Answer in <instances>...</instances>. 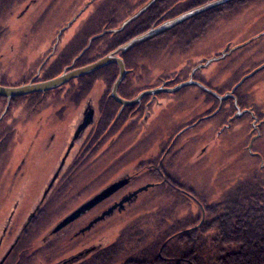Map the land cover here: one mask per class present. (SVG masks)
<instances>
[{
  "label": "rangeland",
  "instance_id": "rangeland-1",
  "mask_svg": "<svg viewBox=\"0 0 264 264\" xmlns=\"http://www.w3.org/2000/svg\"><path fill=\"white\" fill-rule=\"evenodd\" d=\"M31 1L4 0L3 2L0 0V80L7 86H18L32 80L34 75L31 76V71L35 70V64L39 63L42 56L51 54L49 51L56 43L59 30L69 23H71V27L59 40L62 45L79 32L83 34L82 27H84L86 18L104 20L106 14L116 12L115 23L108 27L118 28L123 21L140 11L137 7L139 2L145 1L147 3L144 6H148L149 1L152 0H40L39 3L30 6L28 11H24L25 6ZM247 2L243 4L244 6L234 5L224 8L221 13L213 16L203 29L195 25L193 31L195 37L182 44L184 48L182 51L178 47L169 52L163 50L162 46L171 41L174 36L167 37L168 41L162 45L160 41L154 47L146 48L147 51H141L140 53L143 54L136 57L135 62L137 71L142 74L143 79L139 83L137 82L139 74L129 78L132 82V89L140 91L146 85L150 87L155 84L154 80L162 73L172 74L186 70V75L183 76L186 77L195 65H205L206 60H211L212 63L208 65L206 63L205 69L199 73L200 77L209 78L208 86L218 91L220 95H225L227 91L230 92L234 87H237L240 81L246 79V82L238 87L241 96L249 95V98H242L243 105L246 106L245 109L251 106L256 113L264 114V0H249ZM150 6L152 4L148 8ZM105 30L109 29H103V31ZM80 39L83 42L79 43ZM85 40L84 34L77 37L78 42L75 47L80 45L81 49ZM177 40L180 42L182 38L178 37ZM168 46L170 48V45ZM231 52L233 53L230 54ZM74 55L75 53L70 55L69 60ZM141 65L144 67L142 68ZM258 68L259 70L256 71ZM211 78L214 80H210ZM114 80L115 77L111 81L112 85ZM102 81V79H97L88 90L89 95L97 100H100L111 87L110 84L104 85ZM86 90L82 92L86 93ZM234 96L236 95L234 94ZM80 97H82L81 94ZM55 100L50 97L44 98L42 108H44V103L53 105ZM215 102L208 95H204L202 92L200 94L193 89H185L184 92L171 98H164V106L157 110L156 124H161V127H157L156 138L152 142L145 141V143H149L142 149H138L137 142L142 139V136H136L135 128L125 137L122 136L111 151L105 154L100 152V160H93L96 182L91 184V190H98L112 181V178L120 173V166L125 161L129 167L136 159H143L156 151L160 153L162 149L167 150L168 141L175 135L177 127L197 110L201 109L205 115L206 107H210ZM24 104H27L25 98L14 100L11 103L12 115L18 116L24 109ZM5 105L6 102L0 100V113L4 110ZM226 107L225 104L224 108L226 109ZM235 109L236 112L243 110L237 107ZM50 111L51 109L48 110V112ZM248 111L250 113L249 116L247 115L249 120L244 119L247 117L244 116L240 120L231 119L227 123V115L223 114L222 110L216 117L200 124L196 129L186 132L184 140L186 138L190 140L183 141L187 142L185 147L182 146L183 142L177 141L173 148L182 147V149L178 150L176 157L169 162L168 167L166 166L168 170L165 171L170 176L172 186L177 190L148 189L138 197L135 207L128 209L125 214L117 216L110 222L115 225L117 236L115 234L107 240L111 242L118 238L119 247L122 250L125 249L126 254L132 255L129 256V259L140 258L139 253L141 251L148 252L147 247L150 248V251L157 253L165 240L177 234L179 230L187 229L185 226L193 225L194 222L191 224L192 219L200 215L196 203H193V199L188 198L185 193L191 194L201 201L203 206H206L220 201L221 196L224 195L223 192L231 190L236 184L253 178L254 172L260 169L259 161L264 162V127L263 136L253 149L259 154L257 159L251 157L250 152H244V148L248 144L245 136L249 135L250 128L256 130L257 125L259 126L263 119L254 120L251 115L252 110L248 109ZM210 112L215 111L210 109L207 113L210 114ZM17 119L22 121L19 117ZM35 120V116L31 117L28 126L33 125ZM7 122L9 125V120ZM53 122L54 119L46 122L47 127ZM25 126L24 122H18L16 128L12 126L10 129L12 135L7 140V147H0V171L9 158L15 167L23 165L20 164V161L23 159V151L27 146L23 137L30 133L28 132L29 128L27 127L26 130ZM63 126L56 135V142L48 150H45L46 139L49 135L47 129L41 133L45 135L41 141L29 143V148H27L29 154L25 156L29 160V163L25 165L29 175L26 173L24 177H17L12 182L10 178H6L5 173H0V228L3 226L5 216L19 197H15V194L9 195V184L14 187L18 185L13 190L18 189L16 193L19 194L22 190L24 192L27 186L26 194L29 199L28 188L32 190L43 188L46 179L43 170L51 169L52 165L56 166L58 155L63 152L66 138L72 129L69 124ZM150 132L152 133L153 130ZM31 133L29 135H32ZM256 136H259L258 133ZM58 151L60 152L57 153ZM108 164H113L111 169L107 168ZM92 172L93 170H86L81 175L80 183L73 186V190H80L83 193L81 198H84L88 193L85 192L87 187L84 186ZM259 172L263 173V171ZM158 181V178L153 180L145 178L139 185L142 187L146 183ZM72 204L68 205V201H66L60 205V208L67 205L70 208ZM21 205L27 208V206ZM203 215L205 216V211H203ZM57 218L52 217L51 222ZM1 250L3 251V247ZM61 251L63 249L57 250L56 254H60ZM152 252L151 254L154 253ZM119 255L125 256L123 251ZM58 258V256L55 257V259ZM41 260L29 258L27 262L28 264H40ZM122 260L124 259L121 258Z\"/></svg>",
  "mask_w": 264,
  "mask_h": 264
},
{
  "label": "flooded vegetation",
  "instance_id": "flooded-vegetation-1",
  "mask_svg": "<svg viewBox=\"0 0 264 264\" xmlns=\"http://www.w3.org/2000/svg\"><path fill=\"white\" fill-rule=\"evenodd\" d=\"M39 1L32 0L25 6L24 11H28L30 6H34ZM213 1L216 0H158L152 3V6L142 11L136 19L127 22L123 29H121V25L129 18L123 21L118 28L111 29L108 27L115 23L116 12L106 14L104 20L99 17H97L99 19L92 18L90 20L86 18L84 21L87 22L88 20V22H85L86 24L84 23V27H82L86 42L82 45L81 49L79 47L80 45L75 47V44L78 42L77 37L83 35L80 32L74 35L73 38L71 37L66 44L62 45L59 42L61 36L71 27V23L59 30L55 41L56 43L53 44L49 51L51 54L40 58L39 63L35 64V70H30L31 76L34 75L33 78L31 77L32 80L23 82L22 84L29 82L43 83V81L51 80L62 75L64 72L66 73L94 64L96 61L109 55H112V58H119L123 62V71H125V74L115 90L116 97L112 93V88L120 72L119 65L111 62L97 69L95 72L72 79L52 90H47L43 93L35 92L22 97H14L11 99L7 110L5 107L3 108L4 110L0 113V147H7V140L12 135L10 129L12 126L16 128L18 122H24L26 130L28 127V132H33L31 133L32 135H29L30 133L28 134L27 132L28 136L23 137L25 143H27L23 151V159L20 161V164L23 165L15 167V164L9 158L0 171L2 174L5 173L6 178H10L12 182L17 177L21 178L26 173L28 175L30 174L25 167L26 163H29V160L25 156L29 154L27 148H29L30 142L35 143V141H41L45 136L41 133L47 129L49 135L46 139L45 150H48L56 142V135L61 127H64L63 125L69 124L72 129L66 138L67 141L63 147V152L59 155L57 154L59 158L56 166L52 165L51 167L50 165L51 169L48 170L46 168V170H43V173L46 174V179L42 189L36 188L32 190L28 188V192L30 193L29 199L26 194L27 186L24 192L22 190L19 194L16 193L18 189L13 190L18 185L14 187L12 184H9V195L15 194V197H19H17L15 203L12 205L13 207L5 216L3 226L0 228V264H28L27 261L29 258H37L39 261L42 259L43 261L41 260L40 264H106L109 262L107 260L109 257L115 258L116 256L117 258L120 257V259L122 257L126 263L130 262L134 258L129 259V256L132 255L129 253L126 254L125 249L122 250L119 247L118 238L111 242L107 240L115 234L117 236V229L110 222L117 216L125 214L128 209L135 207L138 203V197L148 191V189L177 190L172 186L170 176L165 171L168 170L169 162L182 149V147L176 148L177 150L173 148L176 146L177 141L181 143L190 140L189 138L184 140L186 132L194 130L200 124L216 117L222 110L224 112L223 114L227 115L226 120L228 119V123L231 119L240 120L244 116H247L250 114L248 109H251L253 119L258 121L263 119V121L259 126L257 125L256 130L250 128L249 135H246L245 138L249 142L258 132L259 136L256 141L262 138L264 114L256 113L251 106L245 109L246 106L243 105L242 98H249V95L244 94V96H241L238 92V87L246 82V79L243 82L240 81V84L238 83L236 89L232 92L233 97L228 98L229 100H225L222 103H219L208 92L201 90L197 84L185 85L180 89L173 90L174 87L192 80L202 85L205 89L207 88L217 94L218 91L208 86L209 78L204 79L199 75L205 69L204 66L206 63L207 65L212 63L211 60H206L205 65H195L186 77H183L186 75V70H180V73H162L154 80L155 84H152L150 87L146 85L140 91L138 89L136 91L133 90L132 82L129 80L135 74H139L137 76L138 83L143 79L142 74L137 71V63L135 62L136 57L143 54L140 53L141 51H147L146 48L154 47L160 41L162 45L165 41H168L166 38L171 36H174V38L162 46L164 48L163 50L169 52L171 49L173 51L178 47L182 51L184 49L182 44L188 39L190 40L192 37H195L193 32L195 25L203 29L205 25H208L206 23L213 16L221 13L224 8L233 7L234 5L244 6L243 4L248 3V0H235L238 2L225 6L227 3L234 1L232 0L223 3V5L214 6L212 9L202 11V13L192 16V18L181 21V23L165 28L159 34L149 38V40L130 47L126 52L115 53L118 48L127 44L132 38H136L152 28H158L159 25L180 18L182 15L191 12V10L213 3ZM146 3L145 1L139 2V5H137L138 10L140 9L141 11L144 9ZM105 28L109 30L103 31ZM178 37L182 38L180 42L177 40ZM79 41V43L83 42L81 39ZM168 45H170V48ZM73 53H75L74 57L69 60V56ZM135 54L137 55L134 56ZM141 67L143 68L144 65H141ZM258 70L259 68L256 69V71ZM114 77L115 80L112 85L111 81ZM97 79H102V83L106 86L108 84L111 85L108 92L104 93L100 100L93 98L88 92ZM0 85L6 87L14 86H7L1 80ZM185 89H193L200 94L202 92L204 95H208L216 101L210 107H206V116L201 109L199 111L197 110L196 113H192L193 116L191 115L177 127L174 133L175 135L168 141L166 146L167 150L164 151L162 149L160 153L156 151L154 154L146 156L143 159H136L133 165L129 167L125 161L120 166V173L113 177L112 181L103 185L102 188L92 191L91 184L96 182L95 162L93 160H100V152L105 154L111 151L112 147L121 140L122 136L125 137V135H128L135 128L136 136H142L141 138L144 140H138V149H142L146 144L152 142L156 138L157 127H161V124H156V117L158 116L157 110L164 106V98H171L184 92ZM85 90L86 93H83L82 91ZM152 90L157 92L149 93ZM80 94L82 97H80ZM75 96L76 98H74ZM46 97L55 98V103H52L53 105L44 103V108H42V102ZM22 98H25L27 102V104L23 105L24 109L21 112L22 114L13 116L11 103L14 100H21ZM0 100L6 102V99L3 97H0ZM225 104L227 106L226 109L224 108ZM235 107L243 110L236 112ZM50 109L51 111L48 112ZM210 109L215 112L208 114L207 112ZM230 112L232 114H229ZM233 112L236 113L233 114ZM33 116L36 117V120L33 125L28 126L29 119ZM248 116L244 119L249 120ZM17 117L22 119V121H18L19 119ZM48 119H54V122L47 127L46 122L49 121ZM81 124H84V128L78 137L73 139ZM151 130H153L152 133L150 132ZM145 141L149 142L145 143ZM142 142L144 143L143 145ZM186 143L183 142L182 146L185 147ZM254 143L256 144L257 142ZM254 152L258 153L255 150ZM112 166L113 164H108L107 168L111 169ZM86 170H93V172L89 179L85 181L84 187H87L85 192L88 193H86L84 198H81L83 193L79 189V191L73 190V186L80 183L81 175ZM144 177L151 180L158 178L159 181L156 183H146L145 186L148 187L145 191L135 194V196L127 199L122 206H119V203L125 198L145 187L139 185L141 181L145 180ZM52 179L54 180L52 181ZM51 181L53 183L52 185L50 183ZM119 182L123 183L122 186L111 196L93 205L92 208L85 210L81 213V216L75 218L60 228V230L54 231L63 219L70 216L81 205L91 200L93 196L99 194L102 189ZM185 195L188 198H192L197 208L199 210L201 209L203 219L204 210L202 209V202L191 196V194L185 193ZM66 201H68V205L73 204L70 208H68V205L63 208L61 207V211L60 205ZM21 204L27 206V208H24ZM110 209H113L111 214L104 216L100 221L94 222L95 219L101 217L104 212ZM52 217L58 218L54 222H51ZM1 247H3V251ZM61 249L63 251L57 255V250ZM121 251L126 255H119ZM57 256L59 258L55 259Z\"/></svg>",
  "mask_w": 264,
  "mask_h": 264
},
{
  "label": "trees",
  "instance_id": "trees-1",
  "mask_svg": "<svg viewBox=\"0 0 264 264\" xmlns=\"http://www.w3.org/2000/svg\"><path fill=\"white\" fill-rule=\"evenodd\" d=\"M256 137L249 140L244 152L258 159L259 154L252 150ZM259 165L253 178L223 192L220 201L202 206L204 218L200 220V209V215L192 219L194 224L165 240L157 253L147 247L140 258L126 263L120 257H109L106 264H264V162Z\"/></svg>",
  "mask_w": 264,
  "mask_h": 264
},
{
  "label": "water",
  "instance_id": "water-1",
  "mask_svg": "<svg viewBox=\"0 0 264 264\" xmlns=\"http://www.w3.org/2000/svg\"><path fill=\"white\" fill-rule=\"evenodd\" d=\"M157 0H152L150 1V3L148 4V6L154 2H156ZM228 1H232V0H216L213 1V3H209L206 4L204 6H202L201 8L198 9H194L191 10V12L186 13L184 15H182L180 18H177L175 20L170 21L169 23H164L162 25H159L158 28H152L150 29L148 32L139 35L136 38H132V40H130L127 44L121 46L120 48L117 49V51L115 52L116 54L118 52H126L128 51V49L132 46H135L141 42H144L146 40H149V38L159 34L161 31H163L165 28L170 27L171 25L174 24H178L181 23V21L192 18V16H195L199 13H202V11H206L209 9H212L214 6H219V5H223V3H227ZM148 6H146L144 9H142L141 11L137 12V14H135L134 16H132L131 18L127 19V21H125L122 25H121V29H123V27L127 24V22L134 20L137 18V16L144 11L145 9L148 8ZM74 21V20H73ZM114 53V54H115ZM111 62H115L119 65V75L118 78L115 80L113 88H112V93L114 94V97H116L115 94V90L117 89V87L119 86V84L121 83L120 81L122 80L125 71H123V62L119 59V58H112V55H109L103 59H100L98 61H96V63L94 64H90L87 65L83 68H79V69H75L73 71H69V72H64L62 75L55 77L51 80L48 81H43V83H27V84H21V86H10V87H6V86H2L0 85V97H3L6 99V106L5 109L7 110V107L10 105V101L12 98L14 97H22L24 95H28V94H32L35 92H40L43 93L44 91L47 90H52L56 87L62 86L63 84H65L66 82L75 79L77 77L80 76H84L86 74H90L92 72H95L97 69L106 66L108 63ZM242 82V81H241ZM197 84L201 90L208 92L210 95H212L216 100L219 101V103H222L225 100H228V98L233 97L232 96V92L236 89V87L231 91V92H227L225 95H220V94H216L215 92L210 91L209 89H205L202 85H200L199 83L193 82L192 80L188 81V82H184V84L178 85L176 87L173 88V90H177L180 89L182 87H184L185 85H195ZM240 84V83H239ZM170 90V91H173ZM152 92H157V91H150L149 93ZM84 128V124H81L78 129L77 132L75 133V135L73 136V139L77 138L79 133L82 131V129ZM262 163V160H260ZM54 179H52L53 181ZM52 181L50 182L51 185L53 184ZM123 183L119 182V183H114L104 189H102V191L93 196L91 198V200H89L88 202H86L85 204L81 205V207H79L77 210H75L74 212H72L70 214V216H68L67 218L63 219L60 224L57 225L56 229L54 231L60 230V228H62L63 226L67 225L68 223H70L72 220H74L75 218H78L79 216H81V213H83L85 210H88L90 208H92L93 205L97 204L98 202L102 201L103 199L111 196L114 192H116V190L122 186ZM148 186H145L141 189H139L138 191L134 192L133 195L128 196L127 198H125L123 201H121V203H119V206H122L124 204V202L127 199H130L131 197L135 196V194L145 191V189ZM114 208V207H113ZM113 211V209H110L106 212L103 213V215L97 219L94 220V222L100 221L104 218V216H107L109 214H111V212Z\"/></svg>",
  "mask_w": 264,
  "mask_h": 264
},
{
  "label": "bare ground",
  "instance_id": "bare-ground-1",
  "mask_svg": "<svg viewBox=\"0 0 264 264\" xmlns=\"http://www.w3.org/2000/svg\"><path fill=\"white\" fill-rule=\"evenodd\" d=\"M243 82V81H242ZM241 83V82H240ZM200 220H202V217L200 218Z\"/></svg>",
  "mask_w": 264,
  "mask_h": 264
}]
</instances>
